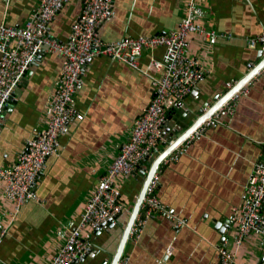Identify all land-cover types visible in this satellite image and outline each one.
Returning a JSON list of instances; mask_svg holds the SVG:
<instances>
[{
    "label": "crops",
    "instance_id": "obj_1",
    "mask_svg": "<svg viewBox=\"0 0 264 264\" xmlns=\"http://www.w3.org/2000/svg\"><path fill=\"white\" fill-rule=\"evenodd\" d=\"M186 1L115 0L116 15L101 24L98 32L106 41L169 33L179 27ZM39 2L0 0V22L24 25ZM199 3L205 10L203 23L232 37L216 44H210L206 36L191 37L189 55L210 73L180 108L170 112L169 130L179 122L181 130L187 129L204 104H214L229 82L251 70L261 50L248 39L264 32V0ZM81 9L82 0L68 1L51 22V34L66 40ZM164 53L162 46L144 48L139 65L145 67L151 58ZM61 67L58 54L46 53L28 70L0 121V164L14 163L27 140L46 126V108ZM83 78L76 102L84 119L72 120L62 133L61 150L47 159L39 177L37 200L22 206L0 242V264H51L65 242L61 234L68 224L78 221L97 182L129 138L135 119L154 95L149 78L104 55L91 59ZM247 88L232 114L222 113L219 124L184 143L176 156L161 165L157 196L186 224L179 228L164 214L155 213L143 232L127 242L125 253L132 264L219 263V227L230 221L232 208L242 202L264 140V75ZM170 143L165 139L162 150ZM154 160L149 158L140 171L147 173ZM145 178L141 172L118 178L126 208L115 223L85 231L91 247L76 264L111 263ZM4 190L0 179V212L9 224L14 202ZM237 264H264V236L252 235L243 242L237 250Z\"/></svg>",
    "mask_w": 264,
    "mask_h": 264
},
{
    "label": "built area",
    "instance_id": "obj_2",
    "mask_svg": "<svg viewBox=\"0 0 264 264\" xmlns=\"http://www.w3.org/2000/svg\"><path fill=\"white\" fill-rule=\"evenodd\" d=\"M68 1L40 0L22 26L8 24L4 20L0 22V121L28 70L46 53H55L62 58V67L46 108V126L27 140L14 163L10 166L0 164L4 192L14 202L9 224L4 223V216L0 212V242L8 234L10 224L22 206L29 200H37L36 187L41 172L47 159L61 150V135L69 122L84 119L77 107L76 92L84 82L83 70L92 58L104 55L131 66L150 79L154 95L135 119L129 138L121 145L108 171L97 182L78 221L68 224L67 231L61 234L65 242L51 264H76L83 258L91 247L85 231L115 223L126 208L118 178L139 174L143 159H156L163 152L162 145L165 139L169 140L171 131L166 128L170 112L180 108L186 96L197 89L210 73L198 59L189 55L191 37L206 36L210 44L232 37L230 33L206 26L203 23L205 10L199 0H187L186 13L179 27L169 33L106 41L98 29L116 15L115 0H82V9L72 24L71 33L62 41L51 34L50 25ZM248 42L253 47H259L264 57V32L249 38ZM157 46L164 47V55L151 58L145 67L140 66L143 49ZM262 75L264 64L228 101L192 131L184 143L203 136L208 128L219 124L222 113L232 114L240 97L248 92V84ZM237 82H229L228 89ZM170 141L172 143L173 139ZM260 144L261 152L245 184L243 200L232 208L230 221L223 227L224 240L218 246V264H237V250L243 242L252 235L264 236V140ZM175 151L161 165L168 162ZM161 165L149 183L130 239H136L143 232L155 213L164 214L179 228L186 224L185 219L169 209L157 196ZM117 264H132L130 255L124 251Z\"/></svg>",
    "mask_w": 264,
    "mask_h": 264
},
{
    "label": "water",
    "instance_id": "obj_3",
    "mask_svg": "<svg viewBox=\"0 0 264 264\" xmlns=\"http://www.w3.org/2000/svg\"><path fill=\"white\" fill-rule=\"evenodd\" d=\"M262 55H263V52L260 50L258 59L252 64V66L250 65L251 70L249 72H247L241 79H239L238 82L235 83L230 89H227L226 92L221 97H218L214 104H212L210 107H207V106H209V103L204 104V107L199 110L198 114H196L195 121L190 126H188L187 129L181 130L180 122L176 124V127L173 126V129L171 130L170 135L168 136V139L172 140L173 136L176 133H179V134H176L178 136L172 141V143L166 149L163 150V152H161L156 157V159L152 163L151 168L149 169V171L147 173L140 171L141 173L146 175V178L144 180L141 191L137 197V200L133 206V209L129 215V219H128L127 225L124 229V232H123L121 241L119 243V246L117 248V251H116V253L113 257V260L111 261L110 264H117L119 258L121 257V255L125 251V247H126L127 242L129 240V236H130L132 226H133L135 219H136V217L140 211V208H141V205H142L143 200L145 198L149 183H150L154 173L158 169V167L161 165V163L164 161V159L168 155H170L172 152H174L180 145H182L185 142L187 136L192 131H194L204 120L208 119L216 109H218L221 105H223L226 101H228V99L232 96V94H234L245 83H247V81H249V79H251L253 77V75L256 73V71L259 70L260 67L264 64V57ZM170 119H171V115L169 116L168 121ZM168 121H167L166 125L168 124ZM148 159H149L148 157L143 159L141 164L143 165L146 161H148ZM109 224H113V223L110 222ZM225 225H227V224H222V226L219 227V224H217V227H219V231L221 234L224 233L223 227ZM223 240H224V237H222L221 241H223Z\"/></svg>",
    "mask_w": 264,
    "mask_h": 264
},
{
    "label": "rangeland",
    "instance_id": "obj_4",
    "mask_svg": "<svg viewBox=\"0 0 264 264\" xmlns=\"http://www.w3.org/2000/svg\"><path fill=\"white\" fill-rule=\"evenodd\" d=\"M126 199V198H125Z\"/></svg>",
    "mask_w": 264,
    "mask_h": 264
}]
</instances>
